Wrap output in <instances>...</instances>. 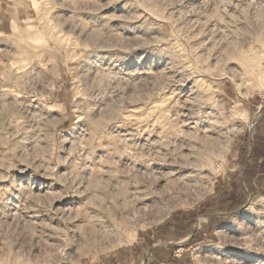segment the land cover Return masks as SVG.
<instances>
[{
    "label": "rangeland",
    "instance_id": "1",
    "mask_svg": "<svg viewBox=\"0 0 264 264\" xmlns=\"http://www.w3.org/2000/svg\"><path fill=\"white\" fill-rule=\"evenodd\" d=\"M263 112L264 0H0V264H264Z\"/></svg>",
    "mask_w": 264,
    "mask_h": 264
},
{
    "label": "crops",
    "instance_id": "2",
    "mask_svg": "<svg viewBox=\"0 0 264 264\" xmlns=\"http://www.w3.org/2000/svg\"><path fill=\"white\" fill-rule=\"evenodd\" d=\"M264 114V112H263ZM264 118V117H263ZM262 120V119H261ZM256 123V125H263V120ZM261 121V122H260ZM264 128V126H256V129ZM251 134L248 135V147H249V159L251 160H262L264 159V154L262 156H258L257 152H255V148L258 147V142L261 141L262 146H264V139H262V135L256 134L253 141H251ZM201 216V217H200ZM205 217V219L212 220L213 215L206 214V211L202 208L196 212H186V213H177L174 216L169 218V221L164 223L162 227L156 232L155 241H160L163 239L166 244L160 246H154L152 241L153 248L149 249V251H153L158 247H170L176 248L177 252L184 251V248L190 246L195 239V223L197 218ZM153 236V234H152ZM158 245V244H157Z\"/></svg>",
    "mask_w": 264,
    "mask_h": 264
},
{
    "label": "bare ground",
    "instance_id": "3",
    "mask_svg": "<svg viewBox=\"0 0 264 264\" xmlns=\"http://www.w3.org/2000/svg\"><path fill=\"white\" fill-rule=\"evenodd\" d=\"M152 19V18H151ZM151 19H150V21H151ZM148 20H146V22H147ZM236 79V78H235ZM240 85V84H239ZM198 128V127H197ZM131 136V135H130ZM207 161H208V158H207ZM187 175V174H186ZM185 175V176H186ZM184 176V175H183ZM187 177V176H186ZM183 178V177H182ZM184 179V178H183ZM186 179V178H185ZM173 184V183H172ZM174 185V184H173ZM172 187H174V186H172ZM130 235H132V234H130ZM133 235H135V233H133ZM133 235L131 236L132 238H133ZM128 237H129V235H128ZM129 239V238H128ZM135 239V238H134ZM131 240H129V242H130ZM127 242V241H126ZM132 243V242H131ZM129 244V243H128Z\"/></svg>",
    "mask_w": 264,
    "mask_h": 264
}]
</instances>
